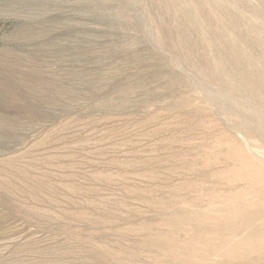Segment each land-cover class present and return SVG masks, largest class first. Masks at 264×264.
<instances>
[{
	"label": "rangeland",
	"instance_id": "1",
	"mask_svg": "<svg viewBox=\"0 0 264 264\" xmlns=\"http://www.w3.org/2000/svg\"><path fill=\"white\" fill-rule=\"evenodd\" d=\"M263 210L264 0H0V264H236Z\"/></svg>",
	"mask_w": 264,
	"mask_h": 264
},
{
	"label": "bare ground",
	"instance_id": "2",
	"mask_svg": "<svg viewBox=\"0 0 264 264\" xmlns=\"http://www.w3.org/2000/svg\"><path fill=\"white\" fill-rule=\"evenodd\" d=\"M250 84H246L245 87L247 89L253 91L255 90L253 87L249 86ZM264 213L263 211H257L258 214ZM231 221V220H230ZM258 233L262 234L264 237V227L263 228H257ZM257 231L253 232L256 233ZM245 245L242 247L243 249L238 250L235 252L236 258L240 259L238 263L236 264H264V239L260 240L258 244H254L252 235L247 236V238L244 239ZM245 250L251 251L256 256L251 257L250 259L244 256ZM234 260V259H233Z\"/></svg>",
	"mask_w": 264,
	"mask_h": 264
}]
</instances>
